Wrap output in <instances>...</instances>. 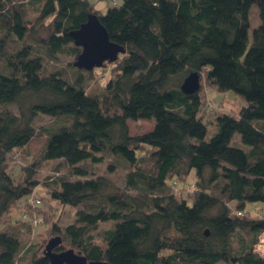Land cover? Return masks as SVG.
Segmentation results:
<instances>
[{"label":"trees","instance_id":"obj_1","mask_svg":"<svg viewBox=\"0 0 264 264\" xmlns=\"http://www.w3.org/2000/svg\"><path fill=\"white\" fill-rule=\"evenodd\" d=\"M36 1L31 21L26 0H0V216L22 209L0 230V264H15L22 227L43 221L29 213L42 205L34 191L41 183L50 198L74 208L73 221L51 231L89 260L264 264L255 249L264 213L244 211L247 202H262L264 212V0H112L104 13L88 0ZM253 6L259 23L249 39ZM89 13L124 48L99 95L86 92L83 76L90 79L92 69L73 61L78 73L69 80L46 64L80 53L69 33ZM48 18L47 35L36 39L41 54L26 39ZM191 71L246 104L224 112L200 88L182 92ZM38 114L56 123L42 132L38 158L14 174L6 156L36 137ZM139 119H152L153 128L130 134L128 121ZM108 156L126 165L122 187L93 169ZM42 162H56L43 181ZM192 171L195 182L181 185ZM33 197L38 202L30 204ZM106 221L112 225L96 241L90 232ZM26 253L29 264H50L37 245Z\"/></svg>","mask_w":264,"mask_h":264},{"label":"rangeland","instance_id":"obj_2","mask_svg":"<svg viewBox=\"0 0 264 264\" xmlns=\"http://www.w3.org/2000/svg\"><path fill=\"white\" fill-rule=\"evenodd\" d=\"M25 8L28 14L29 19L31 21H34L35 17L37 16V7L39 6V2L36 0H26ZM90 3L93 4L94 8L98 10L100 13L106 12L107 8L112 5V0H88ZM118 3L121 0H116ZM50 22V18L45 19L42 22H38L35 24V29H33V37L26 39V42L31 44L34 51L36 52V49L39 51V53H43V47L40 46L36 39L40 37H44L48 33V28L46 27V24ZM259 23V19L257 16V9L255 6L252 7L251 17H250V28L248 30L249 39L251 38V30ZM31 26V24H30ZM13 45L17 46V43H13ZM58 59L57 61H47V67L54 66L57 69H62L64 71V75L67 77V79L71 80L76 76L78 71L71 66L72 62L75 60L76 57L72 56L70 53H60L57 54ZM45 59V58H44ZM113 63L112 62H105L102 66L94 67L91 70V78L88 79V74L85 73L83 76V79L85 81L86 86V92L90 95H99L103 92V85L104 82L112 76L113 73ZM200 86L199 90L201 92H204L210 99V103H213L216 108L219 111L224 112H230L235 113L242 105L246 104V101L234 94L232 91H225V92H216V90L212 89V87L208 84L205 78V73L203 72L199 78ZM10 108L15 109L13 106H10ZM216 114V112H211L208 115V117H213ZM55 120L48 116L43 114H38L35 119V125L38 129V134L36 137L25 147V148H17L13 149L11 152H9L6 156V166L8 169H10L14 174L19 173L20 167H23L24 165L30 163L31 161L38 158L40 155V149L43 143V135L42 132H44V129L47 127H52L55 125ZM154 121L152 119H139V120H129L128 126H129V132L130 134H139L142 132L149 131L153 128ZM215 130V125L213 129L209 127L207 132V137H210L212 132ZM239 138L238 134H235ZM146 149H143L145 151ZM138 151L137 154H142L143 152ZM108 164H114L113 169L111 171H108L107 166ZM60 166V165H59ZM56 162H42L41 163V169L38 171L37 177L43 181L47 175H54V172L56 171ZM61 167V166H60ZM64 169L65 168H61ZM60 169V170H61ZM93 169L96 171V175L105 174L110 179L114 181V183L118 187L123 186V175L126 171V165L122 161H117L114 157L108 156L104 159L102 163L93 165ZM58 171V170H57ZM196 180L195 174L192 171L189 173L188 176L184 179V182H181V185H186L190 183H194ZM35 193L41 197L42 199V205L34 209L32 212L29 211V213L32 215L36 214L39 216H42L43 221H39L38 223L34 224L31 229H28L27 226H23V233L22 237L20 238L21 247L16 257V263L15 264H29L31 254L26 253V250L33 244L37 245V247H40V252L44 250V246L47 242V240L55 235H60L58 233H53L51 231V226L55 223L58 227L63 228L65 225L69 224L73 221L75 213L74 208L68 205H61L57 201L50 198L48 194V190L41 184H39L35 188ZM262 202H247L244 206V211L247 213V215L258 217L262 215L264 212ZM22 212L21 208H10V210L7 213H4L0 216V230L2 228L7 227L8 225H11L15 222V220L19 219V216ZM258 214V215H257ZM257 215V216H256ZM112 225L111 221L106 222H99L96 226V229L92 230L90 233H92L95 237L96 241H99L98 239V233L104 228H108ZM62 243L57 250H63L67 248H73L76 252L77 249L74 247H71L63 238ZM261 245V246H260ZM258 249L263 251L264 250V242L260 243L258 245ZM264 253V252H262Z\"/></svg>","mask_w":264,"mask_h":264},{"label":"water","instance_id":"obj_3","mask_svg":"<svg viewBox=\"0 0 264 264\" xmlns=\"http://www.w3.org/2000/svg\"><path fill=\"white\" fill-rule=\"evenodd\" d=\"M69 34L74 44L81 47L73 62L78 68L91 70L105 62L115 61L118 55L124 52L120 44L110 40L107 30L94 13H89L86 21ZM199 77L198 72H189L180 85L181 91L187 94L197 91L200 86ZM61 243L60 235L47 240L43 254L49 259L50 264H109L106 260H89L73 248L57 250Z\"/></svg>","mask_w":264,"mask_h":264},{"label":"built area","instance_id":"obj_4","mask_svg":"<svg viewBox=\"0 0 264 264\" xmlns=\"http://www.w3.org/2000/svg\"><path fill=\"white\" fill-rule=\"evenodd\" d=\"M190 186L193 187V184L190 185ZM38 199H39L38 197H33V198H30V199H29V202H30V204L33 203V202H38ZM238 214H242V212H238ZM33 222H34V224L38 223V219H34ZM263 242H264V235L261 236V238L259 239L258 243H257L256 246H255L256 251H257L258 253L262 254V255H264V253H262V252H264V250H263V251L259 250V249H258V245H259L260 243H263ZM260 246H261V245H260Z\"/></svg>","mask_w":264,"mask_h":264}]
</instances>
